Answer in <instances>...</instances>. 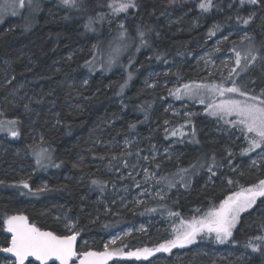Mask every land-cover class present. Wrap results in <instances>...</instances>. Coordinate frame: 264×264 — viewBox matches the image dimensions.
<instances>
[{
  "label": "trees",
  "instance_id": "trees-1",
  "mask_svg": "<svg viewBox=\"0 0 264 264\" xmlns=\"http://www.w3.org/2000/svg\"><path fill=\"white\" fill-rule=\"evenodd\" d=\"M105 1L109 3L108 0L86 2V16L108 12ZM200 3L201 0H138L137 8H131L121 15L132 26H137L138 22L147 26L152 46L144 54L137 55L136 65L139 68L130 70L131 77L94 74L89 85L76 88L69 84L68 79L77 75L74 70L83 71L80 66L81 55L75 53L71 57L69 51L78 49L94 36L84 33L82 18H72L69 22L63 21L64 19L51 22L46 15L40 16L37 13L28 26L22 21L11 26L10 21H6L0 27V116L20 122L22 133L18 142L29 152L30 148L36 146L34 136H40L41 146L54 155L56 168L61 176L47 175L51 187L45 194L65 204L79 218L82 237H108L159 210L149 211L146 208L143 211L145 207H140L135 212L121 209L116 214L114 211L119 210V207L114 205L113 212L107 214L104 211V206L98 202L97 197L99 192L106 193L107 190L103 191V188L96 187L91 181L97 179L103 185L116 182L119 173L115 172L118 174L116 175L108 171L111 166L108 165L110 158L101 149L100 143H94L99 140L100 134L123 135L133 131L141 139L149 134L166 139L167 136L172 138L182 134V129L189 126V132L180 137L181 143L176 144L184 153L180 163L157 159L153 163V169L173 175L200 160L214 158L212 170L216 173L213 178L217 184L203 187V176L212 174L208 169L189 179L187 195L175 200L171 197L167 202L168 206L161 212L165 217L175 212L176 221L190 216L191 205H203L206 209L218 206L225 197L222 187L228 184L229 178L247 186L264 179V171L256 174L244 169V173L238 175L227 171L226 167L237 162L239 157L233 156L231 150L225 153L229 143L225 135L215 132L216 122L205 112L192 120L174 119L163 108L170 98L169 87L160 84L151 87L144 83L151 68L157 66L166 69L179 61L177 71L163 75L162 79L173 77L180 84L211 78L208 71L192 66L200 52L198 45L223 37L236 27L249 26L253 28V32L241 37L230 35L224 41V47L238 48L253 43L260 47V54L264 56V0H259L257 4H251L248 0H244L243 4L240 0H212L213 6L208 11L202 10ZM167 10L169 20L165 19L164 12ZM76 14L71 15L74 17ZM244 20L249 22L244 24ZM151 29L154 33L150 34ZM210 32L214 34L210 35ZM148 53L151 54L149 58ZM260 66L251 69L249 73L256 78L257 87L262 89L264 60ZM8 77L12 80L7 84ZM21 83L27 86L25 90L28 95L25 97L27 100L18 101L26 93L25 90L17 91V85ZM13 88L16 93L9 97L7 92ZM74 90L77 91L73 93ZM164 121L170 124V130L164 131ZM101 127H105L103 132L100 131ZM173 132L176 134L172 135ZM234 147L237 145H233ZM16 158L12 150L0 153V181L17 182L25 173L18 169L19 162L15 161ZM118 158L113 161L115 164L127 163L131 166V158L127 153L120 154ZM99 162L102 165H98ZM20 163L24 164L22 160ZM112 166L118 169L117 165ZM222 175L225 179L220 182L219 177ZM84 176L86 181L80 179ZM36 180L37 176L31 183L34 184ZM179 184L186 188L184 181H179ZM12 204L9 199L1 200L0 209ZM49 206L50 201L29 204L24 207V212L42 229L63 235L61 225L52 214L47 213ZM20 208L16 207L17 210ZM260 208L264 209L261 200L251 213L242 217L239 227L228 241L217 242L214 234L198 237L197 243L209 246L205 252L194 246L177 249L176 255L172 253L162 264H264V239H258L264 237V216L256 217ZM159 224H151L146 232L126 235L122 243L118 244L125 246V249L153 245L158 242L155 238L159 235ZM0 235L6 236L1 231ZM98 242L102 241L99 239ZM218 246L245 249L247 253L244 256L227 255L217 259L213 257L212 247ZM253 247L258 250L253 251ZM86 249L87 246L79 243L80 251ZM119 264L127 262L121 261Z\"/></svg>",
  "mask_w": 264,
  "mask_h": 264
},
{
  "label": "rangeland",
  "instance_id": "rangeland-1",
  "mask_svg": "<svg viewBox=\"0 0 264 264\" xmlns=\"http://www.w3.org/2000/svg\"><path fill=\"white\" fill-rule=\"evenodd\" d=\"M88 1L89 0H74L73 2V0H70L69 4H65L63 0H24V6L21 7V0H0V5H6L4 10L0 12V27L6 21H10L11 26H16L21 21L24 24L26 23L25 26H28L34 15L37 13H39L40 16L42 14L46 15L51 22L53 20L60 21L62 19H64L63 21L65 22H69L72 18H75V20L76 18H82L85 27L84 33L93 34L94 36L78 49L69 51L71 57L75 53L81 55L80 66L83 69L82 72L74 70L77 75L68 79L69 84L74 88L80 85L87 86L92 81L94 74H114L119 77L127 75L128 77H131L130 70L139 68L138 65H136L137 55L144 54V52L152 46L147 35V26H144L143 24L141 25L140 22H138L139 24L137 26H132V23L126 22L121 15L122 13L128 12L131 8H137L139 5L137 4L138 0H134L135 7H130L122 12L113 11L109 5L114 2L127 3L128 0H108V4L105 1L104 5L105 7L108 6L107 8L109 11H104L95 16H86V7H84L86 5L84 4ZM72 13H77V16L72 17ZM164 13L166 14L165 19L169 20V17L167 16L168 10ZM84 17L86 18L83 19ZM260 19L262 18L260 17ZM153 31L154 30L151 29L150 34L154 33ZM252 32L253 28L249 26L236 27L223 37L215 38L211 40V42L198 45L200 52L196 56L192 66L198 67L201 71H208V74L212 75L209 79H202L199 82L187 81L180 84L177 82L178 80L173 77H165L162 79L163 75L176 72L177 66L181 61L167 67L166 69L155 66L147 72V77L144 79V83L151 87H155L159 84L163 87H169L170 98L165 102L163 108L164 111L174 117V119L182 120L187 118L192 120L195 116H200L205 112L211 120L216 122L215 132L217 134L225 135L229 143V147L225 153H228L231 150L233 156L239 157L237 162H232L226 167L227 171L234 175L244 173V169L253 171L256 174H261L264 171V159H261L258 156V153H260L261 150L256 149L254 152L244 153L243 150L248 148L249 145L243 134L237 128L226 125L223 121L208 114L206 111V105L208 102L207 97L205 98V103L201 104L198 99L189 98L182 93L183 86L186 84H220L223 82L225 87H231L232 83L228 78L229 71L236 67L233 49H236L243 54L249 48H252L253 53L257 56L256 61L246 71H241L240 68H237L238 75L234 73L232 79L236 81L238 86H241L242 88H245L246 86V90H250L252 94H259L261 89L255 84L256 78L249 72L255 67H261L260 65L264 60V56L263 54H260V47H256L253 43H248L245 47L238 48L224 47V41L226 40L225 37L228 38L232 34L241 37L249 35ZM150 55L151 54L148 53L147 58H149ZM110 60L112 61L111 64H109ZM243 64L244 61L242 60L241 67H243ZM9 79L10 78L8 77L7 84L12 80ZM17 87H19L17 88V91L27 89V86L23 83L17 85ZM177 89L181 90L180 98H177ZM15 91V88L10 89L9 92H7V95H9V97L11 95L14 96V93H16ZM25 91L26 93L23 94L21 96L22 98L20 97L18 101H21V99L27 100L25 97H27L28 92L27 90ZM76 91L77 90H74L73 93ZM219 99L220 97H216L217 102ZM230 119H234V117H231ZM163 124L164 131L170 130V124L167 121H164ZM104 130L105 127H101L100 131L103 132ZM188 130H190L189 126L182 129V134L175 135L172 138L167 136L166 139H160V136L151 134L141 139L138 134L133 131L127 132L123 135L118 133L115 135L100 134L98 136L99 140H95L94 143H100L101 149L104 150L107 157L110 158L108 165L111 166L108 167V171L119 173V175L115 173L118 175L116 182L108 184L104 183V185L97 179H92V181L96 180L98 182L97 184L92 183L93 185L103 188V191L107 190L106 193L99 192L97 197L98 202L104 206V211L107 214H109L110 211L113 212L114 205L119 207V210L114 211L116 214H118L121 209H128L134 212L140 207H145L143 211L146 208L148 210H150L149 208L159 209L158 212L149 213L136 223L126 225L124 228L115 231L108 237L102 236L99 238L102 241L100 243L96 236L88 235L87 237H82L83 231L79 227V218L73 215L70 208H67L65 204H61L57 202L58 200L55 198L49 197L45 194L49 187H51L47 175L53 174L60 177L61 172H58V168H56L57 166L54 155H52L46 147L44 148L41 146L40 136L37 137L38 140H36L37 138L34 136V144L36 146L30 148L29 152L24 145L19 144L18 142L21 139L22 133L20 122L15 119L0 116V153L4 154L7 150L14 151V155L17 157L15 161L19 162L18 169L20 171H25L17 182L0 181V201L9 199L13 203L9 207L0 209V231L6 235H0V264H17L14 258L8 257L2 252L11 242V236L7 233L5 220L9 216L23 214L38 228L44 230L36 223V221H32L28 217L24 212V207L29 204H44L45 201H50L51 206H49L50 208L47 213L52 214V217L61 225L63 235H71L75 232L78 234V242L87 246V249L81 251V253L85 251L103 252L107 246L109 252H114L121 257V259L114 264H119L121 261H126L127 264H162L172 253V255H176L177 249L183 248H174L170 253L156 252L147 259L143 257H129L127 253L136 251L137 249L157 247L166 240L174 238L176 234L175 230L181 229L182 220L189 221L194 216H201L209 210L203 205H191L189 207L190 216L178 221H176L177 215L165 217L161 214L163 209L165 210L168 206L167 202L171 197L175 200L176 198L185 197L187 195L189 188L182 187L181 184H179V181H182V183L184 181L185 184H187L189 179L202 173L203 170L213 167L214 164L213 158L208 160L203 159L193 164L190 168H187V172H182V169H180L173 175H168L153 169V163L157 159L164 162L172 161L176 164L180 163V159L184 153L177 148L176 144L181 143L180 137L185 133H188ZM13 131H16L18 135L13 136ZM235 144L237 147L233 148V145ZM122 153H127L129 155L131 158V166L127 163L115 164L113 162L118 160L119 155ZM38 156L41 158V165L37 164ZM145 157L147 159H145ZM21 160L24 164L20 163ZM253 160H256L255 166H252ZM125 164L127 166H125ZM98 165H102V163L99 162ZM112 165H117L116 167L118 169H115ZM35 176H37V180L33 184L31 183V180ZM66 176L69 175L66 174ZM161 177H166L173 181L175 187L169 188L166 182L157 183V180ZM181 177H183V179H181ZM213 177L214 176L210 173L205 174L202 178L203 187H206L209 184H217ZM80 179L86 181V176H84V178L81 177ZM224 179V175L219 177L220 182H223ZM25 183L28 185V188L24 187ZM137 185H139V187ZM241 187L248 186L244 185L241 181L233 182L231 185L224 184L222 187V194L225 195L224 199L232 192L239 191ZM262 199L264 198H259L257 204ZM256 205L247 212L242 213L241 219L244 215L251 213ZM16 207L21 208L20 210H17ZM197 209H199V212ZM256 215V217L264 216V209H258ZM241 219L233 229V234L239 227ZM156 222L160 223V230H158L159 235L155 238L158 240L157 243L150 246L138 245L131 249H125V246L118 244L122 243L124 236L131 233L146 232L149 230L150 225L156 224ZM69 225H72V227H69ZM113 241L115 242L113 243ZM191 246H194V248H197L202 252H205V249L209 247L208 245L199 244L196 241L194 244L186 246V248ZM246 253L245 249L223 248L221 246L212 247L213 257L217 259L227 255L244 256ZM29 264L38 263L30 262Z\"/></svg>",
  "mask_w": 264,
  "mask_h": 264
},
{
  "label": "snow or ice",
  "instance_id": "snow-or-ice-1",
  "mask_svg": "<svg viewBox=\"0 0 264 264\" xmlns=\"http://www.w3.org/2000/svg\"><path fill=\"white\" fill-rule=\"evenodd\" d=\"M63 2L69 4L70 0H63ZM240 2L243 4L244 0H240ZM248 2L257 4L259 0H248ZM20 6H24V0H21ZM135 6L134 0H128L127 3L114 2L109 5L115 12L126 11L128 8ZM212 6V0H201L199 4V7L204 11H208ZM5 7L6 5H0V12ZM248 22V20L243 21L244 24ZM212 34L214 33L210 32V35ZM233 52L236 67L229 71L228 78L231 80V87H225L223 82L220 84H186L183 86L182 94L189 98L198 99L201 104L205 103V98L207 97L206 111L208 114L223 121L226 125L237 128L243 134L249 145L248 148L243 150L244 153L260 149L258 156L264 159V88L261 89L259 94H252L250 90H246V86L242 88L232 79L234 73L238 75L237 68H240L241 71H246L256 61L257 56L253 53L252 48H249L243 54L236 49H233ZM242 60L244 61L243 67H241ZM111 63L112 61L110 60L109 64ZM123 87L124 85L121 86L122 89ZM176 95L177 98H180V89L176 90ZM216 97H220L218 102ZM231 117H234V119H230ZM175 134V132L172 133V135ZM12 135L17 136L18 133L13 131ZM145 159L147 158L145 157ZM41 163V158L38 156L37 164L41 165ZM255 165L256 160H253L252 166ZM125 166L127 165L125 164ZM181 171L187 172V169H182ZM208 171L213 176L216 175L212 167H209ZM161 182H166L169 188L175 187V183L166 177H161L157 180V183ZM92 183L97 184L98 182L93 180ZM227 183L231 185L233 180L229 178ZM137 186L139 187V185ZM184 186L187 187V184ZM24 187L28 188V185L25 183ZM259 198H264V179L259 180L254 185L241 187L239 191L232 192L218 207H210L203 215L194 216L189 221L182 220L181 229L175 230L174 238L166 240L155 248L137 249L136 251L128 252L127 255L129 257L147 259L156 252L170 253L174 248H184L192 245L197 241L198 237L203 238L204 235L212 236L214 234L217 242L224 243L232 237L233 229L240 221L241 214L252 209ZM261 203H264V200H261ZM149 211H155V209H150ZM197 211L199 212V209ZM169 215L177 214L169 213ZM5 224L7 225V231L12 236L10 246L4 248L3 251L14 254L17 264H25V260L29 257H35L41 264H47L52 258L59 261V264H75V257H79V264H107V261L113 255L112 252L107 250V246L103 252L85 251L77 253L75 248L77 233L56 235L51 231H41L35 224L29 223L28 218L23 215L9 216L5 220ZM69 227H72V225H69ZM258 239H264V237H259ZM257 250V248L253 247V251Z\"/></svg>",
  "mask_w": 264,
  "mask_h": 264
},
{
  "label": "water",
  "instance_id": "water-1",
  "mask_svg": "<svg viewBox=\"0 0 264 264\" xmlns=\"http://www.w3.org/2000/svg\"><path fill=\"white\" fill-rule=\"evenodd\" d=\"M45 1H51V0H45ZM55 1H56V0H55ZM18 215H23V214H18ZM23 216H25V215H23ZM28 221H29V223H32L29 219H28ZM32 224H33V223H32ZM41 231H47V230H41ZM7 233H8L9 236H12V234L9 233L8 231H7ZM53 233H54V232H53ZM54 234H56V235H60V234H57V233H54ZM9 246H10V245H9ZM9 246H8V247H9ZM75 248H76L77 253H81L80 250H79V242H78V240H76V242H75ZM2 252H3V254H5L6 256L14 258V259L16 260V263H17V259H16V257L14 256V254L9 253V252H5V251H2ZM112 253H113V255H112V257L107 261V264H114L116 261H118V260L121 259V257L118 256L116 253H114V252H112ZM74 260H75V264H79V257H75ZM31 261H34V262H36V263H38V264H41V262H40V261H37V260L35 259V257H29L28 259H26V260H25V264H28V263L31 262ZM47 264H59V261L55 260V258H52V259H50V260L47 262Z\"/></svg>",
  "mask_w": 264,
  "mask_h": 264
},
{
  "label": "flooded vegetation",
  "instance_id": "flooded-vegetation-1",
  "mask_svg": "<svg viewBox=\"0 0 264 264\" xmlns=\"http://www.w3.org/2000/svg\"><path fill=\"white\" fill-rule=\"evenodd\" d=\"M31 262H34V261H31ZM29 263H30V262H29ZM29 263H28V264H29Z\"/></svg>",
  "mask_w": 264,
  "mask_h": 264
}]
</instances>
